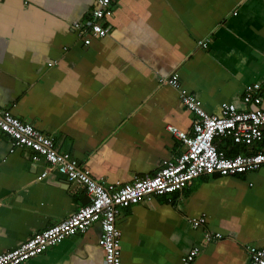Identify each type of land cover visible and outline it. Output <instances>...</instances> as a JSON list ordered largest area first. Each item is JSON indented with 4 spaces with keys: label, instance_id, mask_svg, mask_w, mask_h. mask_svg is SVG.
<instances>
[{
    "label": "crops",
    "instance_id": "crops-1",
    "mask_svg": "<svg viewBox=\"0 0 264 264\" xmlns=\"http://www.w3.org/2000/svg\"><path fill=\"white\" fill-rule=\"evenodd\" d=\"M95 3L0 0V107L53 138L97 182L131 184L183 152L167 129L193 130L182 94L219 115L225 103L255 108L244 97L259 83L264 109V0H114L110 33L86 45L73 23L87 21ZM216 142L230 156L260 148L231 136ZM89 201L84 185L30 148L12 150L0 132V253ZM119 209L122 264H251L248 248L264 247V167L203 174ZM200 216L206 222L193 226ZM206 232L222 237L208 241ZM100 237L97 223L22 264H105Z\"/></svg>",
    "mask_w": 264,
    "mask_h": 264
},
{
    "label": "built area",
    "instance_id": "built-area-1",
    "mask_svg": "<svg viewBox=\"0 0 264 264\" xmlns=\"http://www.w3.org/2000/svg\"><path fill=\"white\" fill-rule=\"evenodd\" d=\"M113 1L96 0L89 19L73 23V29L85 40L86 45L91 44L93 38L110 33L111 26L106 20L112 14ZM200 43L207 47V43ZM168 81L180 88L178 75H172ZM260 88L259 83L246 87L245 102H252L255 108L240 110L233 103H225L219 115L208 113L195 96L182 94L184 105L195 113L193 130L188 132L173 125H169L167 129L183 142V152L174 159H168L154 175L135 177L128 185L112 183L106 186L97 182L88 172L80 169L77 160L60 153L53 138L0 107V132L10 137L12 150L32 149L70 181L84 185L90 198L87 204L67 219L49 226L17 247L0 253V264H22L43 253L50 245L77 233H85L97 223L101 226L99 245L104 251L105 264H122L119 245L121 233L116 226L120 206L137 204L145 196L170 195L182 190L189 181L203 174L229 176L264 167V109L258 107L261 98L256 94ZM230 136L237 144H259L260 148L252 153L227 155L216 141ZM46 174L44 172L42 176ZM169 201L172 202V198ZM190 220L195 227L206 222L203 216L192 217ZM205 236L210 241L221 238L222 234L206 232ZM248 250L251 264H264V247L250 246ZM197 254L198 249L192 250L188 259L193 260Z\"/></svg>",
    "mask_w": 264,
    "mask_h": 264
},
{
    "label": "clouds",
    "instance_id": "clouds-1",
    "mask_svg": "<svg viewBox=\"0 0 264 264\" xmlns=\"http://www.w3.org/2000/svg\"><path fill=\"white\" fill-rule=\"evenodd\" d=\"M117 226V225H116Z\"/></svg>",
    "mask_w": 264,
    "mask_h": 264
}]
</instances>
